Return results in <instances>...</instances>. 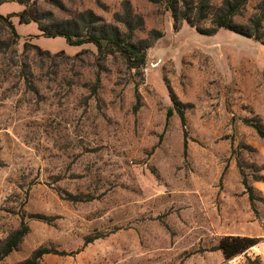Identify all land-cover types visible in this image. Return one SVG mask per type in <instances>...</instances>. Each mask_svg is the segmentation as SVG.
Wrapping results in <instances>:
<instances>
[{
	"label": "rangeland",
	"instance_id": "rangeland-1",
	"mask_svg": "<svg viewBox=\"0 0 264 264\" xmlns=\"http://www.w3.org/2000/svg\"><path fill=\"white\" fill-rule=\"evenodd\" d=\"M262 1L234 21L246 24ZM125 2L142 18L134 40L152 36L138 69L18 18L25 8L45 24L90 12L125 31ZM262 42L174 27L164 0H0V240L28 227L0 264L45 249L37 264H264V182L247 168L264 175V139L246 122L264 123ZM238 162L262 198L257 215ZM224 236L258 243L226 261Z\"/></svg>",
	"mask_w": 264,
	"mask_h": 264
},
{
	"label": "trees",
	"instance_id": "trees-1",
	"mask_svg": "<svg viewBox=\"0 0 264 264\" xmlns=\"http://www.w3.org/2000/svg\"><path fill=\"white\" fill-rule=\"evenodd\" d=\"M7 1V0H4ZM18 3H26L29 0H11ZM154 1V0H148ZM248 0H223L221 5L212 10L211 0H199L195 3L193 0H164L174 21V27L179 23L185 21L188 24L195 26L197 31L202 35H213L218 29H226L233 31L239 35L248 38H254L258 41L262 40L264 44V0L258 6L260 10L249 18L246 24H239L234 21V18L239 14L240 9L247 3ZM128 2L124 3V27L125 31H121L117 26L110 23L100 22L96 16L90 12L82 13L79 16V21L68 20L59 21L55 23L45 24V13H40L37 10H30L25 8L19 15V23L29 24L37 23L38 30L41 35L46 38L62 37L72 46H80L90 43L95 46L97 54L101 60L107 56L118 55L128 69H138L144 66L146 50L151 47V33L149 38L142 40H134V32L137 27L142 24V18L139 16H130L131 10H128ZM119 19V16H115ZM135 19V21L133 19ZM209 20L210 28H201V25ZM8 28L13 37L17 38L16 31L11 22L7 21ZM34 49L38 53L49 54L42 51L39 46L34 45ZM176 110L180 117L182 127L184 129V111L179 107L181 104L177 102ZM168 112L167 117L171 114ZM249 125L255 130L257 135L264 139V123L258 118L254 117L248 121ZM187 135L184 131L183 147L186 149ZM248 149H253L247 146ZM240 175L242 176V186L244 193L247 195L250 208L254 215H257L255 204L261 201L256 194L254 187L249 184L246 174H244L243 167L240 162L237 163ZM247 168L253 170L252 179L256 182H264V175L259 174L260 168L254 164H249ZM28 233V227L21 223L19 227L10 232L3 240H0V263L11 252L15 251L20 245L21 241ZM258 243L257 238L247 236H224L217 245V250L221 251L223 258L229 261L243 253ZM49 253L48 250H37L33 253L30 259H26L18 264H37L44 254Z\"/></svg>",
	"mask_w": 264,
	"mask_h": 264
}]
</instances>
